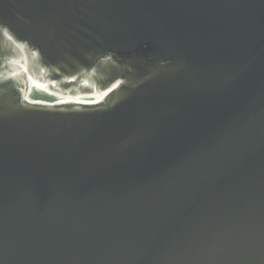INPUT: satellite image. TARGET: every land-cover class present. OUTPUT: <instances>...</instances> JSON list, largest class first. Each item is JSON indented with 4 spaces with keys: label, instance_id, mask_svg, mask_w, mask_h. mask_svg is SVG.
<instances>
[{
    "label": "water",
    "instance_id": "water-1",
    "mask_svg": "<svg viewBox=\"0 0 264 264\" xmlns=\"http://www.w3.org/2000/svg\"><path fill=\"white\" fill-rule=\"evenodd\" d=\"M0 264H264V0H0Z\"/></svg>",
    "mask_w": 264,
    "mask_h": 264
},
{
    "label": "bare ground",
    "instance_id": "bare-ground-1",
    "mask_svg": "<svg viewBox=\"0 0 264 264\" xmlns=\"http://www.w3.org/2000/svg\"><path fill=\"white\" fill-rule=\"evenodd\" d=\"M5 34L10 37L11 39H14L13 36L8 32L5 31ZM15 40V39H14ZM17 43V42H16ZM19 45V48L23 52V56L19 59H16L13 61V64L18 67L16 74L26 76V88L24 89L23 96L24 99L30 102H50L43 99H36L32 96L33 94L38 92H43L49 96H54L57 98L55 102L58 103H99L103 101L108 91H96L89 94H66L63 92L58 91L52 82L43 79L42 77H38L36 75H33L30 71H28V56L24 49V46H22L21 43H17Z\"/></svg>",
    "mask_w": 264,
    "mask_h": 264
},
{
    "label": "rangeland",
    "instance_id": "rangeland-1",
    "mask_svg": "<svg viewBox=\"0 0 264 264\" xmlns=\"http://www.w3.org/2000/svg\"><path fill=\"white\" fill-rule=\"evenodd\" d=\"M33 95L34 96H32V97H34L36 99L47 100V101H50V103H53V102H55L57 100V98H55L54 96H49V95H47V94H45L43 92L36 91Z\"/></svg>",
    "mask_w": 264,
    "mask_h": 264
}]
</instances>
